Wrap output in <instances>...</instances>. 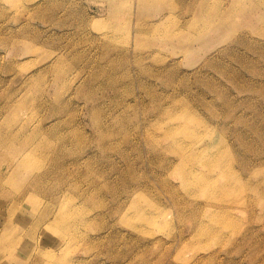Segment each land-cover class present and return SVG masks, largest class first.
Wrapping results in <instances>:
<instances>
[{
    "label": "rangeland",
    "instance_id": "rangeland-1",
    "mask_svg": "<svg viewBox=\"0 0 264 264\" xmlns=\"http://www.w3.org/2000/svg\"><path fill=\"white\" fill-rule=\"evenodd\" d=\"M206 1L0 0V264H264V0Z\"/></svg>",
    "mask_w": 264,
    "mask_h": 264
},
{
    "label": "bare ground",
    "instance_id": "bare-ground-1",
    "mask_svg": "<svg viewBox=\"0 0 264 264\" xmlns=\"http://www.w3.org/2000/svg\"><path fill=\"white\" fill-rule=\"evenodd\" d=\"M148 4H152L153 2H154V0H145ZM153 1V2H152ZM206 1V0H205ZM204 2V1H203ZM207 2V1H206ZM149 7V6H148ZM201 7L203 8V10L206 8L205 7V5H201ZM211 7V6H210ZM143 8V7H142ZM201 8V9H202ZM209 8V7H208ZM208 12H210V11H208ZM200 13H202L201 12V10H200ZM208 15H209V13H208ZM170 16V15H169ZM206 16V15H205ZM219 16V15H218ZM203 17V16H202ZM207 17V16H206ZM221 17V16H220ZM216 20H218V19H216ZM225 21H227V20H225ZM183 22V21H182ZM187 22V21H186ZM217 22V21H216ZM152 25H154V24H152ZM156 27V26H155ZM189 27V26H188ZM201 27V26H200ZM154 28V27H153ZM157 28V27H156ZM155 28V29H156ZM202 28V27H201ZM151 29V28H150ZM193 28H191V30H192ZM198 29V28H197ZM197 29L194 31V32H196L197 31ZM157 31L159 32V28L157 29ZM156 31V32H157ZM198 31H199V29H198ZM148 33V32H147ZM160 33V32H159ZM203 33V32H202ZM153 35V34H152ZM178 35V34H177ZM176 35V36H177ZM181 35V34H180ZM197 35V34H196ZM155 36H156V34H155ZM175 36V37H176ZM178 37V36H177ZM176 37V38H177ZM173 39V38H172ZM171 39V40H172ZM175 40V39H174ZM188 44H190V43H188ZM183 45V44H182ZM21 138V137H20ZM25 141V140H24ZM1 144V143H0ZM12 144V143H11ZM10 146V145H9ZM21 148V147H20ZM13 149V148H12ZM22 149V148H21ZM15 150V149H14ZM3 151H4V148H3ZM18 151H20V150H18ZM40 152V151H39ZM67 152V151H66ZM8 154V153H7ZM23 154V153H22ZM36 154V152L35 153H31V152H27V154L26 155H24V157L19 161V163L17 164L18 166V170H25V171H28V173H30V172H33V170H40V162L39 161H37V159H35V155ZM20 156V155H19ZM61 160V159H60ZM52 163V162H51ZM8 164H9V162H8ZM7 164V165H8ZM3 166V165H2ZM45 168V167H44ZM43 168V169H44ZM7 169H9V168H7ZM38 170V171H39ZM20 173H22V172H20ZM23 173H25V172H23ZM26 174V173H25ZM17 176V175H16ZM23 177V176H22ZM32 178H34V177H32ZM13 180V179H12ZM16 180V179H15ZM25 180V179H24ZM35 180V179H34ZM9 181H10V179H9ZM8 181V182H9ZM17 181V180H16ZM1 183V182H0ZM6 183V181L4 182V184ZM13 183V182H12ZM33 183V182H32ZM9 184H11V182L10 183H7V186L9 185ZM11 186V185H10ZM1 187V186H0ZM9 187V186H8ZM70 189H72L73 190V188H70ZM17 191H19V190H17ZM17 191H14V192H17ZM17 194V193H16ZM33 194V193H32ZM35 195V194H34ZM6 196V195H5ZM2 197V196H1ZM3 197H4V193H3ZM3 197L1 198V199H3ZM129 197V196H128ZM5 198V200H6V197H4ZM11 198V197H10ZM65 198V197H64ZM63 198V199H64ZM81 199H82V197H80ZM63 199H62V201H63ZM2 201V200H1ZM7 201V200H6ZM16 203V202H15ZM55 203V202H54ZM75 203V202H74ZM73 203V204H74ZM115 204H116V202H114ZM211 204V203H210ZM47 205V204H46ZM52 205V204H51ZM136 205V204H135ZM135 205H134V207H135ZM8 206V205H7ZM35 206V205H34ZM65 206V205H64ZM47 207V206H46ZM51 207H53V206H51ZM75 207V206H74ZM131 207V206H130ZM12 208V207H11ZM61 208V207H60ZM15 209V208H14ZM34 209V208H33ZM44 209H45V207H44ZM52 209V208H51ZM120 209V208H119ZM12 210V209H11ZM50 210V209H49ZM54 210V209H53ZM72 210V209H71ZM116 211H117V209H116ZM30 212V211H29ZM42 212V211H41ZM44 213V211L42 212V214ZM49 213H51V212H49ZM14 214V213H13ZM60 214V213H59ZM44 215V214H43ZM42 215V216H43ZM80 215V214H79ZM39 216V215H38ZM49 216H50V214H49ZM74 216V215H73ZM72 216V217H73ZM76 216H77V214H76ZM87 216V215H86ZM61 217V216H60ZM62 217H63V215H62ZM67 217H69V216H67ZM67 217H65V218H67ZM80 217H81V215H80ZM80 217H78V219L80 218ZM39 218V217H38ZM84 218H86V217H84ZM57 219V218H56ZM62 220L61 221H63V218H61ZM69 219H70V217H69ZM72 219V218H71ZM74 220H75V218H73ZM72 219V220H73ZM81 219V218H80ZM72 220H70V221H72ZM73 220V221H74ZM41 221V220H40ZM39 221V222H40ZM44 221H46V223H48L47 221V219L46 220H44ZM81 221V220H80ZM10 222V221H9ZM76 222V221H75ZM81 223V222H80ZM88 223V222H87ZM13 224V223H12ZM40 224V223H39ZM38 223H37V225H39ZM82 224H83V222H82ZM11 225V224H10ZM35 225V224H34ZM36 225V226H37ZM41 225V224H40ZM39 225V226H40ZM77 225V224H76ZM38 226V227H39ZM33 228H35L34 226H32ZM37 227V228H38ZM47 227V226H46ZM70 230H73V229H71V228H69ZM74 229H76V227L74 228ZM39 230V229H38ZM199 230V229H198ZM33 231V230H32ZM36 231V230H35ZM202 231V230H201ZM38 232V231H37ZM202 234H204L205 232L204 231H202L201 232ZM200 233V234H201ZM34 234V233H33ZM196 234V233H195ZM199 234V233H198ZM206 234V233H205ZM32 235V234H31ZM34 235H36V234H34ZM46 235V234H45ZM32 237V236H31ZM87 237V236H86ZM42 238V237H41ZM40 238V239H41ZM30 239V238H29ZM35 239V237L33 236V239H31V240H34ZM180 239V238H179ZM83 240H85V239H83ZM99 240V239H98ZM180 241V240H179ZM3 242V241H2ZM186 243V242H185ZM15 244V243H14ZM183 244V243H182ZM180 245V244H179ZM184 245V244H183ZM18 246V245H17ZM38 247V246H37ZM15 250V249H14ZM22 252V251H21ZM11 253V252H10ZM23 253V252H22ZM21 253V254H22ZM25 254V253H24ZM37 254H38V252H37ZM31 255V254H30ZM10 257V256H9ZM49 260H50V262L51 263H53V261H54V258H52L51 257V255L49 254ZM41 257H39V259H40ZM16 259H18V258H16ZM12 260H14V258L12 259ZM41 260H43V259H41ZM45 261V260H44ZM42 262V261H41ZM40 262V263H41ZM57 262V261H56ZM18 262H16L15 264H17ZM37 263H39V262H37ZM59 262H57V264H58ZM21 264H22V262H21ZM29 264V263H28ZM54 264H55V261H54ZM60 264V263H59Z\"/></svg>",
    "mask_w": 264,
    "mask_h": 264
}]
</instances>
